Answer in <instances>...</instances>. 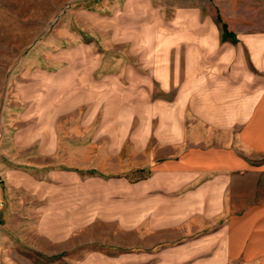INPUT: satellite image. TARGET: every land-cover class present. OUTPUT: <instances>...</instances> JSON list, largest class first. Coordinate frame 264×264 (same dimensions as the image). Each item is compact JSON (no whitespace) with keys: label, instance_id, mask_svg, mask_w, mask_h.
Returning a JSON list of instances; mask_svg holds the SVG:
<instances>
[{"label":"rangeland","instance_id":"rangeland-1","mask_svg":"<svg viewBox=\"0 0 264 264\" xmlns=\"http://www.w3.org/2000/svg\"><path fill=\"white\" fill-rule=\"evenodd\" d=\"M166 37L168 91L127 81ZM261 37L264 0H0V264H168L167 243L147 254L130 234L116 237L114 218L94 210L107 198L87 197L92 216L76 211L87 201L81 191L141 189L148 168L125 175L103 161L106 144L122 139L130 156L140 138L124 124L132 96L221 94L214 58L233 49L241 55L222 73L243 94L260 75L246 42ZM201 132L202 144L264 163L241 130ZM256 170L237 183L247 195H236L234 208L264 201V172Z\"/></svg>","mask_w":264,"mask_h":264},{"label":"crops","instance_id":"crops-1","mask_svg":"<svg viewBox=\"0 0 264 264\" xmlns=\"http://www.w3.org/2000/svg\"><path fill=\"white\" fill-rule=\"evenodd\" d=\"M246 45L260 75L245 69L246 78L254 74L258 79L243 94H237V84L222 73L241 55L233 49L227 58L218 54L214 58L213 64L219 67L214 85L223 88L221 94L198 95L195 101L188 95L132 96L128 105L132 118L124 124H134L132 130L140 138L127 149L130 156H125L122 139L106 144L103 161L123 168L125 175L144 167L149 174L138 182L141 189L127 196L119 188L100 195L101 190L93 193L92 185L85 186L81 192L87 201L76 211L92 216L87 197L107 198L94 210L114 218L116 237L130 234L146 247L147 254L167 243L168 264H264V201L239 209L233 206L236 195H247L246 190L238 193L237 183L241 179L247 183V173L257 168L264 172V163L254 166L231 154L230 148L213 149L200 138L207 133L201 130H241L240 140L246 146L264 152V38ZM159 48H150L143 69H134L137 73L126 80L137 87L157 82L167 92L172 77L168 37ZM152 136L154 141L148 142ZM88 147L93 151V144ZM88 158L92 162L93 153Z\"/></svg>","mask_w":264,"mask_h":264},{"label":"trees","instance_id":"trees-1","mask_svg":"<svg viewBox=\"0 0 264 264\" xmlns=\"http://www.w3.org/2000/svg\"><path fill=\"white\" fill-rule=\"evenodd\" d=\"M216 20H217L218 22L221 23V26H222V29L224 30V32H227V31H226V25H225V23L222 21V19L220 18L219 14H216Z\"/></svg>","mask_w":264,"mask_h":264}]
</instances>
